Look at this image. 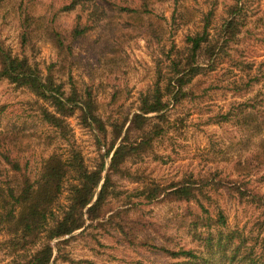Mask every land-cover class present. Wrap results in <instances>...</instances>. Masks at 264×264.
I'll return each mask as SVG.
<instances>
[{
    "label": "rangeland",
    "instance_id": "rangeland-1",
    "mask_svg": "<svg viewBox=\"0 0 264 264\" xmlns=\"http://www.w3.org/2000/svg\"><path fill=\"white\" fill-rule=\"evenodd\" d=\"M94 1L105 8L106 17L76 43L70 68L59 67L57 53L43 29L48 24L61 33L71 32L80 13L63 11L70 0H0V47L12 55H20L23 20L28 16L38 19L40 25L31 27L32 46L24 49V53L43 72L53 66L52 75L67 90L70 76L79 89L91 86L102 120L120 122L126 118L125 129L133 115L139 114L141 97L154 88L157 71L163 76L169 72L168 57H174L185 45L186 38L202 31L208 20L211 34L217 35L229 16V6L235 3V0ZM241 1L243 25L238 40L228 46L213 72L202 71L192 81L188 86L192 91L189 97L175 103L166 99L171 103L163 112L164 120L159 121L162 135L154 141L151 154L130 166L146 182L166 185L189 178L219 183L222 187L219 191L205 190L208 198L201 205L214 220L218 219L217 210H221L227 217L224 230H239L251 239L252 245L255 243L252 237L260 232L256 224L263 219L264 163L257 157L258 140L244 131L237 115L242 104L250 101L264 112V0ZM81 18L86 22V14H81ZM151 22L155 35L147 32ZM234 82L242 84L244 91L236 90ZM42 104V100L26 89L0 81V108H3L0 133H6L13 155L27 165V173L33 180L41 172V158L46 148H57L61 153L68 150L55 130L41 122L39 105ZM229 112L231 117L226 121L224 116ZM67 124L71 131L70 143L82 151L87 165L94 168L105 150H99L92 131L79 125L76 118L69 119ZM4 171L0 158V176ZM242 184L248 186L249 192L259 195L262 202L240 200L228 189ZM140 186L127 180L118 181L116 190L121 195L112 201L113 205L119 206L127 196L132 197ZM65 197L66 194L59 202L58 211L65 207ZM133 202L138 205L134 214L155 222L167 236V241L158 238L159 244L207 254L189 230L195 215L206 217L200 214L196 202ZM83 230L73 235L68 246L61 248L58 258L59 241L52 242L55 248L52 263L188 264L183 257L172 259L161 253L128 247L113 230L110 233L99 228ZM5 241L0 237V264H10L13 259ZM260 252L258 245L257 255Z\"/></svg>",
    "mask_w": 264,
    "mask_h": 264
},
{
    "label": "trees",
    "instance_id": "trees-1",
    "mask_svg": "<svg viewBox=\"0 0 264 264\" xmlns=\"http://www.w3.org/2000/svg\"><path fill=\"white\" fill-rule=\"evenodd\" d=\"M180 1L174 0L175 3ZM119 9L128 11L127 8ZM243 9L242 1L235 0L234 5L229 6V16L217 35L211 34L210 21L206 20L202 31L186 38L183 48L176 51L174 57H168L169 72L163 76L157 71L154 88L141 97L139 114L133 115L126 129V118L120 122L102 120L91 86L79 89L70 76V88L67 90L52 75L53 66L43 72L24 53V49L32 46V25L40 24L38 19L29 16L23 20L22 53L12 55L0 47V81L26 89L44 102L39 105L40 120L55 130L68 150L61 153L57 148H46L41 158V172L33 180L27 173V165L13 155L6 133H0V158L5 168L4 175L0 176V237L5 238L4 245L9 256L13 257L10 264H54L52 242L59 241L58 258L62 254L61 248L74 239L73 235L82 229L85 232L87 228H99L109 233L113 230L128 247L161 253L172 259L183 257L188 264H264V210L263 219L256 224L260 232L257 237H252L255 243L250 245L251 239L239 230H224L227 217L221 210H217L218 219L214 220L201 205L202 200L208 198L205 190L219 191L222 188L219 183L189 178L166 185L146 182L130 166L153 151L154 141L163 133L159 121L164 120L163 112L171 101L175 103L189 97L192 91L188 86L192 81L202 71L213 72L226 55L228 46L238 40L243 25ZM63 11L80 13L78 23L70 33H61L48 24L43 29L57 53L59 67L70 68L74 61V46L105 19L106 11L94 0H70ZM146 12L144 8V14ZM81 14H86V22L82 21ZM147 32L156 34L152 22ZM234 86L236 90L244 91L242 84L234 82ZM167 98L171 101L168 102ZM230 114H225L226 121ZM238 114L244 131L258 140L257 157L264 163V112L250 101L242 104ZM72 118L92 131L95 145L99 150H105L94 168L87 165L82 151L68 139L71 131L67 121ZM120 180L141 186L132 197L127 196L126 201L115 206L112 201L121 195L116 190ZM228 189L240 200L262 202L259 195L249 192L246 184ZM64 194L66 205L58 211ZM133 200L146 204L196 202L200 214L206 217L193 215L189 230L202 243L207 256L198 255L194 250H176L159 244L157 239L167 241V236L155 222L134 214L138 205ZM200 231L204 234H199ZM65 238L69 239L63 240ZM258 245L261 249L259 255L256 253Z\"/></svg>",
    "mask_w": 264,
    "mask_h": 264
}]
</instances>
